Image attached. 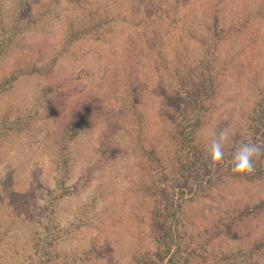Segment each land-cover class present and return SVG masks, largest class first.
I'll list each match as a JSON object with an SVG mask.
<instances>
[{"label":"rangeland","instance_id":"obj_1","mask_svg":"<svg viewBox=\"0 0 264 264\" xmlns=\"http://www.w3.org/2000/svg\"><path fill=\"white\" fill-rule=\"evenodd\" d=\"M262 102L264 0H0V264H264Z\"/></svg>","mask_w":264,"mask_h":264},{"label":"clouds","instance_id":"obj_2","mask_svg":"<svg viewBox=\"0 0 264 264\" xmlns=\"http://www.w3.org/2000/svg\"><path fill=\"white\" fill-rule=\"evenodd\" d=\"M209 152L214 162H219L224 157V145L229 139L228 131L222 130L219 134L213 133ZM264 153V146L255 143L240 145L232 156L233 170L238 173H251L254 169V160Z\"/></svg>","mask_w":264,"mask_h":264},{"label":"trees","instance_id":"obj_3","mask_svg":"<svg viewBox=\"0 0 264 264\" xmlns=\"http://www.w3.org/2000/svg\"><path fill=\"white\" fill-rule=\"evenodd\" d=\"M149 2V1H148ZM151 3V2H149ZM151 5V4H150ZM195 86V85H194ZM196 88L193 89L192 93L196 92V96H194V99H200L203 95H205L206 97L208 96L209 92H210V86H205L204 89L202 90V84H199V86H195ZM199 87V88H198ZM192 96V95H191ZM189 96V102H193V97ZM264 102L260 103L259 105H257L255 111H254V119L256 121V124L258 125V123H262L263 122V118H264V108L263 105ZM257 131H260L259 127L257 128ZM180 133L182 135V138L185 139L186 138V132L185 130H180ZM174 238V236H172V239ZM167 249H170V243L167 246ZM167 252V251H166ZM171 262L174 264L173 258H171Z\"/></svg>","mask_w":264,"mask_h":264}]
</instances>
